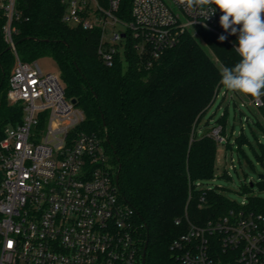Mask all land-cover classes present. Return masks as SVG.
Instances as JSON below:
<instances>
[{"label":"built area","instance_id":"obj_1","mask_svg":"<svg viewBox=\"0 0 264 264\" xmlns=\"http://www.w3.org/2000/svg\"><path fill=\"white\" fill-rule=\"evenodd\" d=\"M60 1L67 25L99 30L98 52L108 66L130 43L151 66L199 29L237 46L239 31L232 35L222 28L219 9L205 19L178 0H133L127 19L123 0ZM0 12L6 19L4 39L15 55L7 98L23 111L19 122L0 133V264H139L136 211L120 196L104 139L78 129L85 115L67 97L60 75L19 57L18 0H0ZM228 95L223 91L224 98ZM247 100L257 109L264 106L263 96L259 102ZM211 136L220 145L228 142L220 124L211 128ZM196 186L219 189L200 181ZM248 203L244 199L204 226L189 223L173 244L181 261L218 264L219 247L231 252L235 264H264V214Z\"/></svg>","mask_w":264,"mask_h":264},{"label":"trees","instance_id":"obj_2","mask_svg":"<svg viewBox=\"0 0 264 264\" xmlns=\"http://www.w3.org/2000/svg\"><path fill=\"white\" fill-rule=\"evenodd\" d=\"M132 1L123 0L127 19ZM18 9L22 17L14 24V39L19 57L24 62L53 57L67 97L76 100L85 115L78 129L104 139L120 196L136 211L142 247L139 264H184L173 244L187 233L189 223L204 226L238 206L219 189L196 186L215 178L220 145L211 129L203 134L200 128L223 87L221 68L208 49L223 66L232 67L240 60L236 46L201 29L208 49L187 33L151 66L131 43L127 53L108 66L98 52L99 30L67 25L60 0H18ZM5 22L0 12V133L23 115L21 106L9 104L7 98L15 55L4 39ZM258 113L264 118V106ZM217 124L223 126L226 148L232 150L227 111ZM258 125L263 127L260 121ZM245 140V133L236 138L239 152L246 156L241 148ZM260 147L258 157L264 165L263 143ZM251 184L250 190L255 186ZM257 185L263 186L264 179ZM248 200L250 210L264 214V199ZM216 253L218 264H235L231 252L217 247Z\"/></svg>","mask_w":264,"mask_h":264},{"label":"rangeland","instance_id":"obj_3","mask_svg":"<svg viewBox=\"0 0 264 264\" xmlns=\"http://www.w3.org/2000/svg\"><path fill=\"white\" fill-rule=\"evenodd\" d=\"M200 30L191 36L198 38L202 45L208 49L202 40ZM208 51L221 68L223 64L211 50L208 49ZM36 61L44 73L61 75L58 63L53 57L44 56ZM226 90L224 87L222 88L200 123V128L203 131L210 130L227 111V133L229 136L233 130L231 138L233 148L230 150L226 148V145H219L215 178L207 183L219 187L226 197L237 203L252 196L264 199V185H257L260 176L264 175V165L258 157L262 151L260 144L264 145V118L260 116L256 107L249 104L247 96L229 91V95L224 98L223 91ZM258 121L263 124V127L258 125ZM241 133H245L246 136V140L241 146L246 156L239 152L240 145L236 141ZM250 183L255 185L251 190L248 189Z\"/></svg>","mask_w":264,"mask_h":264},{"label":"clouds","instance_id":"obj_4","mask_svg":"<svg viewBox=\"0 0 264 264\" xmlns=\"http://www.w3.org/2000/svg\"><path fill=\"white\" fill-rule=\"evenodd\" d=\"M205 19L219 9V23L232 35L239 31L234 48L240 60L221 66V85L228 91L256 98L264 96V0H178ZM193 23V21H192ZM237 26H239L237 28ZM224 35L219 36L224 41Z\"/></svg>","mask_w":264,"mask_h":264},{"label":"water","instance_id":"obj_5","mask_svg":"<svg viewBox=\"0 0 264 264\" xmlns=\"http://www.w3.org/2000/svg\"><path fill=\"white\" fill-rule=\"evenodd\" d=\"M9 49H10V48H9ZM73 103L76 104V100H73ZM208 131H209V130H205L203 134L208 133ZM259 179H260V180L264 179V175H261ZM117 180H118V178H116V181H117ZM251 186H253V184H251ZM146 250H147V246H145V248H144V262H145V254H146Z\"/></svg>","mask_w":264,"mask_h":264}]
</instances>
